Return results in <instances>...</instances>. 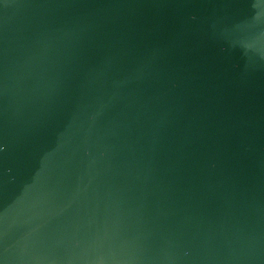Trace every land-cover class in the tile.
<instances>
[{"label":"water","instance_id":"1","mask_svg":"<svg viewBox=\"0 0 264 264\" xmlns=\"http://www.w3.org/2000/svg\"><path fill=\"white\" fill-rule=\"evenodd\" d=\"M0 264H264V0H0Z\"/></svg>","mask_w":264,"mask_h":264}]
</instances>
